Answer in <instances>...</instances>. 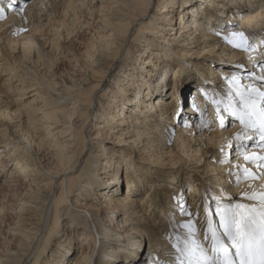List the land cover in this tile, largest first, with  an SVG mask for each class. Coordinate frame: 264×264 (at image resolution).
<instances>
[{
	"label": "bare ground",
	"instance_id": "1",
	"mask_svg": "<svg viewBox=\"0 0 264 264\" xmlns=\"http://www.w3.org/2000/svg\"><path fill=\"white\" fill-rule=\"evenodd\" d=\"M44 1L46 0H25L27 4L24 13H18L7 9L6 0L4 5L8 14L0 19V32L6 30L5 33L7 34L14 33L17 27L22 26L34 4L37 5V3ZM65 1L68 2L65 4L64 16H61L63 21L58 24L59 19H57L52 25L57 34L55 40L62 41L64 35L68 39L75 36L80 29H85L89 25L90 20H96L97 24H101L99 25L100 33L93 34L97 37L96 44L89 46L88 50L83 53V57L73 56L70 58L69 56L67 58L74 62L73 66L77 72L71 77V85L61 86L62 88L57 89L58 86H55V81V83H50L35 78L26 69L28 64L39 63L42 47L34 36L39 30L24 33L21 40H8L0 34V84L2 83L0 93L5 92L4 88H7L8 91L13 88H20L19 97H10L5 101L3 99L4 104L0 103V136L4 138V144L0 145V177L7 174V167L13 161L16 166L12 176L8 177L10 179L6 182L7 184L5 183L7 189L13 186L20 187L26 183V180L30 184L29 197L17 205L20 208L19 217L23 225L15 230L14 236L19 241L20 250L18 254L11 255L12 257L7 256L1 259L0 264H20L30 251L36 248L39 232L44 224H47L45 217L49 210L52 223L45 227L48 229L47 236L48 233H54L55 236L60 234L66 226L73 231L66 234L67 239H62L58 243L56 252L48 257L50 258L49 261L59 262L57 264H67L66 261H69L68 258L72 254L70 251L71 240L78 241L81 238L83 239L80 242V254L73 264H91L96 254L97 243L101 244L99 264H171L175 259L173 245L177 243L178 237L182 239L186 236L187 228L185 225L189 221L192 222L196 230V240L208 246L209 241L204 238L208 234L207 214L214 211V216L211 215L212 219H215L214 222H216L217 227L220 218L215 216L217 204L210 206V203L205 201L204 195L202 197L196 196L198 191L196 186H193V191L188 194L191 197L189 202L191 208H187L188 204L184 198L176 201L168 195L166 189L162 188L159 189L162 195H153L151 194L152 190H150L143 196H139L137 192L142 190L139 189V186L143 184V180L137 176L125 177L128 189L124 192V189L119 187L122 184L121 178H119V169H122L123 165H129L127 161L125 163V156L119 153L123 158L118 160L117 165H114L113 161L104 159L106 169L100 172L97 170L102 158L95 152L101 151L97 147L102 146V144H98L100 142L104 144V141H110L115 137L122 140L124 135L135 133L141 139L133 141L135 143L132 145L137 149L141 148L137 145L143 146L144 148L141 150L152 160L150 163L157 165L156 162L159 158L154 149L162 143L161 140H166L171 136L175 127L178 128L179 135L184 134L189 128L186 127V124L190 122L189 118L196 119L195 129H203L198 136H191L199 140L197 143L203 142L195 152L199 156L198 162L203 161L205 155L203 146L208 145L205 144L206 142L211 144V148L214 150L221 149L222 145L224 146L222 149L226 152L230 149L232 152H236V135L238 133L242 135L243 133L240 131L245 132L246 130L241 127L242 124H238V121L233 124L232 128H226L225 125L233 121L234 118L236 119V116L232 118L231 115L240 107V96L237 93L250 91L249 85L264 91V80L256 79V77L264 75V72L261 71L264 68V0H258L257 4L252 0H230L231 2L229 0H161L159 2L156 11L161 14L168 11L173 12L172 7H177V10L182 8L181 12L189 14L191 12L192 15L199 16L198 20L190 18L192 21H186L187 24L183 27L177 28L173 23L168 25L163 22H159L158 27L155 26L157 29L168 30L172 35L177 34V31L181 35L185 34L184 36L187 37V43L184 45L186 50H194L196 47L202 48V57L206 58H203L202 63L198 65L193 63V67L196 66L200 74L198 77L190 64H180L177 61L176 51L178 54L181 50L175 47L176 44H173L169 36L167 37L168 43L158 45V48L153 51V58L148 55L149 50H142V53L140 50L137 51L143 49L140 48V35L145 32L152 33L151 29H147V25L150 26V22L155 24L154 20L162 19L160 15L154 14L152 16L153 21L144 24V20L148 18L149 12H151L152 4L158 0ZM48 2L50 4L48 10L50 11L55 9L59 0H49ZM189 2H194V4H189ZM240 4L243 6L239 7ZM73 6L76 7L75 11L69 14V8H73ZM95 12H102V14H98L101 15L99 19H94ZM79 13L82 14L80 17L77 15ZM164 17L163 21L171 18L168 13ZM189 17L191 15L186 16V18ZM180 19L182 20V18ZM183 20H186L185 16H183ZM235 21L238 22L237 25L232 24ZM138 24L140 25L139 35L134 36L133 29ZM232 31L244 32L250 38L252 47L245 51L234 48L227 43L223 37ZM213 41L215 42L212 43ZM216 47L221 49V54L214 52ZM133 52L139 53L140 58L138 60L141 62L139 69L142 71L126 62ZM123 53V60H125V68L123 69L128 70V72L122 71L120 77L124 79H116L117 81H113L111 86H107L100 95L99 92L106 84L110 71L121 60ZM63 55L66 56V53L64 52ZM212 55H216L220 59L210 58L209 56ZM162 59H165L163 65L158 64V61ZM145 63L150 64L145 66ZM42 66L43 64L40 68ZM173 70L174 73L183 72L184 81H186L179 87L183 95L176 107L174 104L177 102L176 88L178 85L173 81L175 78L171 75ZM244 75L250 77H243ZM112 86H115V88L113 87V94ZM130 86H134L133 93ZM221 88L222 90H220ZM168 89L167 94L170 96V100L165 98ZM31 91H33L32 97L45 98L43 99L45 102L44 118L39 117L40 120L43 119V122L37 125H32L31 122L28 123V120L24 119L26 116H24L23 109H28L30 104H23L24 101L22 102V100ZM142 91L144 96L141 95ZM230 94L231 98H228ZM96 99L101 105L100 108L102 105H106L109 112L105 114L103 120L94 122L96 119L92 118V109ZM105 99H107L106 104H102ZM225 99L229 100V107ZM183 103L188 104L187 110L182 109ZM223 106L227 107L226 110H229L230 115L222 110ZM171 108L173 111H170ZM41 109H39V113H42ZM34 111L36 110H32V112ZM160 113L161 116L158 119L157 114ZM171 113L173 114L172 118L167 117ZM14 114L20 119V122L13 118ZM196 115H199L200 119H197ZM124 117L128 119L127 122L126 119H123ZM201 117H205V119ZM221 117L224 119L223 128L220 126ZM100 118L101 115H98L97 119ZM207 119H211V121L209 124H205L207 125L205 127L201 120ZM131 122L144 125L145 131L136 130L134 132L133 128L131 130L126 128L122 133L124 125ZM151 123H155V126L151 127ZM180 123H183L181 127ZM90 124H92L91 127ZM36 132H40L38 138H35ZM190 133L191 130H189ZM94 140H99L96 142L97 146H94ZM184 140V147L188 152H191V147L186 141L188 138L185 137ZM258 140L259 137L256 136L253 140L247 141L252 145L247 149L249 154L253 152L257 155L264 154V149L253 146L254 141ZM89 142L91 147L95 148V152H91L85 160L86 166L77 170L78 163L84 156L85 148ZM125 143L129 142L125 141ZM229 143L232 144L231 148L228 147ZM24 144H29V148L33 151L30 149L26 151V146L22 148ZM40 151H45L44 157L51 153L52 159H54L52 161L55 162L57 169L51 171L53 167L51 170L48 167L47 171L41 166V160L38 158ZM113 151L114 154L118 155L115 149ZM101 154L103 158H106L105 152ZM233 155H237V153ZM239 157L237 155L235 160L238 161ZM4 158L5 161L2 160ZM241 163L235 162L233 167H240ZM223 166L224 163L219 165L213 163L208 167H210L211 172L219 171L218 180H223L221 184L216 181V186H226L227 184L228 188V181H237V178L235 173L230 171L223 175ZM108 167H113V171L108 170ZM244 167H250L257 173L261 170L248 162ZM198 170L200 169L198 168ZM230 173L232 174L230 175ZM67 174H72L70 182L79 179L78 185L83 186L75 201L70 200L71 189L65 187L67 177L66 179L63 177ZM106 176L107 180L105 181ZM157 181H150L149 184L151 183L154 187ZM105 182L108 183L105 184ZM261 184H264V181L247 180L237 188L238 194H233L234 197L227 196L230 192H227L226 187L223 191H213H215L216 199L220 204L226 205V202H232L237 197H239V203H244V201L250 203L243 197V192L252 189L259 190ZM58 188H61V192L54 196ZM152 196H155L156 199L154 200ZM165 197H168L167 202L170 204H162ZM80 198L86 200L83 201ZM206 207L208 213L205 212ZM168 208L171 209V215L166 210ZM76 210L82 213L79 214ZM182 211H184V215L180 216ZM148 212H151L149 218L146 216ZM104 214L108 215L107 219L103 220V222H107L105 227L111 231L102 225L101 216ZM88 215L94 219L97 218L95 219L97 223L101 227L103 226L102 232L96 233L91 228ZM122 215L121 218L125 226L127 225V229L117 235L119 230L115 228L116 226H114L115 229H112L111 225H114L115 219ZM64 218L69 219L63 220ZM176 218H178V225L176 223L174 226L173 222ZM82 219H86L83 226ZM79 229H83V232ZM217 230L218 232L222 231L219 227ZM136 235L147 238V242L138 243L134 239L137 238ZM56 238L50 239L49 235V240L46 241V238L42 240L39 249L36 248L33 264L40 261L41 256L47 253L51 241ZM120 242L121 245H119ZM57 257L61 259L59 260ZM44 264L54 263L46 262Z\"/></svg>",
	"mask_w": 264,
	"mask_h": 264
},
{
	"label": "rangeland",
	"instance_id": "2",
	"mask_svg": "<svg viewBox=\"0 0 264 264\" xmlns=\"http://www.w3.org/2000/svg\"><path fill=\"white\" fill-rule=\"evenodd\" d=\"M30 1V0H29ZM49 0H46L44 2L41 3H37L34 4L33 8L29 11L28 17L25 19L24 23L22 24V26L19 28L17 27L14 33H5L6 30L1 31L0 34L4 37L7 38L8 40L11 39H17V40H21L22 37L24 36V33H28L29 31L33 30H39L38 33H36L34 36L36 39H38L40 46L42 47V52L40 53V58H39V63L38 64H28V69L31 75H34L35 78H38L40 80L46 81V82H50V83H55V86H58L57 89L62 88L61 86H66V85H71V77L74 76L77 72L75 71L74 68V62H71L69 59L73 56L77 57V56H81L83 57V53H85V50H88V47L96 44L97 41V37L95 34L100 33V23L97 24L96 20H90L89 25L85 28V29H78L79 31L77 32V34H75V36L70 37L69 39L67 38L66 35H64V38L61 40H55V37H57V34L55 33L56 31H54V27L52 26L53 24H55V22L57 21V19H59L58 24L60 22L63 21V18L61 16H64V10L66 9L65 4L68 1L65 0H59V3L55 6V9H51L50 11L48 10V8L50 7V4L48 2ZM161 0H158V2H154L152 4V8L150 9L151 12H149L148 18H146L144 20V24H146L148 21H153L152 16L155 15H160V17H162V19L160 20H154L155 24H153L152 22L151 25H147L148 28L147 29H151L152 33H143V35H140V48L143 49H138L137 51H141L142 50H149L148 51V55H151V58H153V51L155 49L158 48V45H163L168 43V39L167 37L169 36L172 39L173 44H176L175 47L178 50H181L178 52L176 51V59L178 62H180V64H190L194 70V72L197 74V77L200 76L198 69L196 66L193 67V63L195 64H199L202 63L203 58L206 57H202L203 54H201V52H203L202 48L200 49L199 47H196L194 50L190 49V50H186L184 46L187 43V40L184 35L185 34H179V31H177L178 33L175 35H172L169 33L168 30H161V29H157L155 28L158 27V23L159 22H163L164 24H168L171 25V23L175 24L176 27L178 28L179 26L183 27L185 24H187L186 21H192V20H198L199 16H195L192 15L191 12L190 14L187 12H181V9L179 8V10H177V7H172L174 9L173 12H166L164 14H161L159 12H157V8L159 7V2ZM230 1V0H229ZM253 2H255V4L258 3V0H252ZM251 1V4H252ZM6 0H2L0 1V3H5ZM231 2V1H230ZM27 3L25 2V5ZM97 4H100L97 2ZM189 4H194V2H189ZM205 4H207V2H205ZM81 6H83V4H81ZM243 5L240 4L239 7H242ZM25 7V6H24ZM75 8L73 6V8H69L70 12L69 14L73 13L75 11ZM172 10V9H170ZM197 10V8H196ZM101 11V10H100ZM102 12H95L94 14V19L97 18L99 19L101 17V15L99 16L98 14ZM106 14H108L107 12H105ZM170 15V19H167L166 21H163L164 15L166 14ZM8 14V10H5V16H7ZM78 17H80L82 14L79 13L77 14ZM191 15V17L186 18V16ZM183 16H185L186 20H183ZM235 17V16H234ZM182 18V20L180 19ZM192 18V20L190 19ZM240 18V17H239ZM242 19V18H240ZM169 21V22H167ZM234 25H237L238 22L235 21L234 23H232ZM19 29H26L25 31H18ZM168 29V28H167ZM140 30V25H136L133 29V31L135 32L134 36L139 35L138 31ZM176 31V30H175ZM190 33V32H189ZM147 38V39H146ZM57 39V38H56ZM149 39H152L151 41ZM186 40V41H185ZM215 41H213L212 43H214ZM189 49V48H188ZM221 49H215L214 52H217L216 54H221L220 53ZM66 53V56L63 55V53ZM145 52V51H144ZM146 53V52H145ZM138 52H133L132 55H130V58L127 59L128 64H130L131 66H134L137 70H140L139 68L141 67V62L138 60V58H140L138 56ZM34 57H36L33 54ZM38 56V55H37ZM155 56V55H154ZM56 57H58L56 59ZM210 58H214V59H220L219 57H217L216 55H212L209 56ZM124 59V53L122 54V58L119 62L116 63L115 66H113L112 70L110 71L108 78L106 80V84L103 86V88L100 90L99 94L101 95L104 90L106 89L107 86H111L113 81H117L116 79L118 78H122L121 76V72L122 71H126L128 72V70L123 69L125 68V60ZM81 61V60H80ZM42 62V63H41ZM165 62V59L159 60L158 64L160 63V65H163V63ZM83 63V61H82ZM138 63V64H137ZM43 64L42 68L41 65ZM150 64V63H149ZM147 63H145V66L149 65ZM33 67V68H32ZM159 67V66H158ZM150 68V67H149ZM25 69V68H24ZM34 69V70H33ZM182 74V75H181ZM39 75V77H38ZM172 77L175 76L174 78V83L176 82V84L178 85L176 88V93H177V102L174 104L175 107L176 105L180 102L181 96L183 95L181 89L179 88L181 85L184 84V73L180 72V73H171ZM46 76V77H45ZM243 77H250L249 75H244ZM52 79L51 81L48 80ZM124 79V78H122ZM55 81V82H54ZM143 81V80H142ZM141 81V82H142ZM2 84V83H1ZM0 84V86H1ZM126 86V84H125ZM113 87L115 88V86H112L111 91L112 94L113 92ZM130 88H132V93H133V89L134 86H130ZM18 90V91H17ZM19 89L17 88H13L11 91H8L7 88H4V93H0V103L4 104L3 99L5 101V99H10V97L13 98H17L19 97ZM110 90V88H109ZM222 90V88L220 89ZM0 91H2L0 89ZM17 91V92H16ZM169 91V89L166 91V96L165 98L170 100L171 98H169L170 96H168L167 92ZM33 94V91H31V93L26 94L25 99L22 100L23 104L25 103H29V107L28 109H23L24 112V119L28 120V123L31 122L32 125H37L38 123L43 122V119H39V117L44 118L43 114L45 111V107L44 104L45 102H43L45 98H41V97H37L34 96L32 97L31 95ZM229 94V93H228ZM141 95H143V91L141 92ZM228 96V95H227ZM45 97V96H43ZM36 98V100H35ZM110 98V97H109ZM231 98V94L230 97ZM106 100L104 102H102V104H106ZM233 100V99H232ZM239 101V98L237 99ZM33 102V103H30ZM225 102L228 104V107L230 106V102L228 99H225ZM7 103V102H5ZM101 105H99L98 100L96 99L95 105L92 109V118L94 117V119H96L94 122L97 121H101L105 118V114H107L109 111L106 109V105H102V107L100 108ZM183 110H187L188 104L183 103ZM42 108L41 112L39 113V109ZM223 108V109H222ZM221 109L224 110V112H226L227 115H230L229 110L227 111L225 106H223ZM99 109H101L99 111ZM4 110V109H3ZM32 110H36L34 112H32ZM99 111V112H98ZM127 111V110H126ZM170 111H173V108H171ZM106 112V113H105ZM181 112V111H180ZM217 113L219 111H216ZM232 112V109H231ZM101 115L100 119H97V116ZM158 115V119L161 116L160 114ZM172 113L170 115H168L167 117H171L172 118ZM135 116V115H134ZM179 116V113H178ZM197 119H200L199 115H196ZM232 118H234V115H231ZM13 118H15V120L18 122H20V119L17 118V116H15V114L13 115ZM202 119H205V117H201ZM126 119L127 122V118H123ZM190 122H188L186 124V127H189L187 131L184 132V134H180L178 132V128H174L172 134L170 137H168L166 140H161L162 143L156 148L155 153L157 154L159 160L156 162L157 165H155V163H150L149 157H147V155L141 150V148L143 149V146L137 145L139 147H141L140 149H137L135 146H133L132 144L135 143L133 141L136 140H140L141 138L135 133H129L130 135H124L122 137V140L120 139H116L113 138L110 141H104L100 142L98 144H102V146H97L98 144H96L97 141L99 140H94V146H97L99 150L101 151H96L95 152V148L91 147V143L89 142L87 147L85 148L84 151V156L81 158L80 162L78 163V167L77 170L80 168V170L86 166V161L87 158L89 157L91 152H95L96 155H99L100 158H102V160L100 161L99 165H98V170L97 171H104V169H106L105 166V160H110L113 161L114 165L118 164V160L120 158H123L120 154H123L125 156V163L127 161V163H129V165H123L120 170V174H119V178H121V182L122 184L119 187H122L125 190L128 189L127 186V182H126V176H133V177H138L141 178L143 180V184L139 186V190L138 195L139 196H143L145 193L149 192L150 190H152L153 195H157L160 194L162 195V192H160V188L162 189H166L167 193L169 196L173 197V199H175L176 201L178 199H185L186 200V204H188L187 208H191L189 206V202H190V198L188 196V194H190L193 190V186H196L198 189V191L196 192V196L198 197H202L203 195L205 196V201L210 203V206H214L215 204H217V199H216V194L215 191L213 190H225L227 188V184L226 186L223 185H218L216 186V181L218 183L221 184V181L218 180L219 176V171L217 172H211L210 171V167H208L210 164H216L219 165L220 163H224V166L222 168V172L223 175L226 174V172L230 171V172H234L236 173L237 171H239L240 173L242 172L243 167L245 166V164L247 163L246 161H244L243 157L240 156L239 157V162H242L240 167L234 168V163L238 162L235 160L237 155H233L237 152H232L231 149L227 150V152L223 149V151H221L222 148H224V146L221 145V149H217L214 150V148H211V144L209 143H205L208 144L207 146H203L204 147V152L205 155L203 156V161L200 163L198 162V157L195 152L197 150V148L201 145V143L203 144V142L199 140H196L195 137H191V136H198L200 133H202L203 129L200 128H196V119L194 118H189ZM14 120V121H15ZM38 120V121H36ZM107 120V119H105ZM202 124H209L211 119H207V120H201ZM238 121V124L241 125L240 120L239 119H233V121H230L228 123H226L225 127L226 128H232V126H234L233 124H235ZM208 122V123H207ZM149 124V123H148ZM183 123H180V127ZM40 125V124H39ZM151 127L155 126V123H151ZM90 127L92 126V124L89 125ZM243 127V126H241ZM126 128H128L129 130H131L132 128L134 129V132L136 130H139L140 132H144L145 131V126L141 125V124H133V122L131 123H126V125H124V129L121 131L122 133H124V131L126 130ZM33 130H35V128H33ZM189 130H191V133L189 134ZM92 131V130H91ZM243 134H245L244 136L249 135V133L251 132V130H246L244 131H240ZM37 134H35V138H38V136L40 135V132H36ZM239 134V133H238ZM243 134L241 136H243ZM1 135V134H0ZM188 138L187 144L191 147L190 150L191 152H188L187 149L184 147L185 145V140L184 138ZM1 136H0V145L4 144V138H2L1 140ZM143 141H145V139H142ZM124 141V142H121ZM129 142V143H125ZM206 141V139H205ZM249 142V141H248ZM247 143V149H249L250 146H252L250 143ZM92 143V144H93ZM137 144V142H136ZM26 146V151L27 149H30V151H33L31 148H29V144H24L22 145V148H25ZM116 150V152H118L117 154H114L113 150ZM151 149V148H150ZM246 149V151H247ZM105 152L106 154V158H103L102 154ZM47 153V151H46ZM120 153V154H119ZM45 154V151L43 152H38V158L39 160H41V166L46 169L48 171V167L51 170L53 167L54 171L55 168L57 169V167H55V162L52 161L54 159H52V155L51 153L46 154V156L44 157L43 155ZM51 156V157H50ZM218 158V159H217ZM223 158V159H221ZM3 161H5V158L2 159ZM53 162V163H52ZM104 164V165H101ZM113 165V167H114ZM226 165H228L227 167H225ZM15 162H10V164L8 165V171L7 174L0 177V261L1 259H3L4 257L7 256H13L18 254L20 247H19V241L16 240V236H14L15 230L19 229L23 224L22 221L20 220V208H18L17 205H19L21 203V201H25L27 200V198L29 197V183L27 182V180L25 181L26 183H23L22 185H20V187L18 186H13L9 189H7L6 187V182L10 179L8 177L12 176V172L15 169ZM51 167V168H50ZM107 167V166H106ZM113 167H108V170H112L113 171ZM88 168H91L88 166ZM100 168H102L101 170H99ZM198 168L200 170H198ZM227 168V169H225ZM93 169V167H92ZM93 171V170H92ZM99 172V173H100ZM52 175H55L54 173H52ZM108 175V174H106ZM214 176V179H213ZM67 177V181L65 183V187L70 188L72 193L70 196V200L75 201L77 199V194H79L81 192V190L83 189L81 185H78L79 183V179H77L76 181L70 182V178L72 177V174H67L66 176H64L63 178L66 179ZM212 177V178H211ZM140 179V180H141ZM107 180V176L105 181ZM154 180H158L155 184L156 186L152 187L151 183L149 184V182L154 181ZM247 180H245L243 178V174H241V178L239 183H237V181H228L229 187L227 188V192L228 193V197H234L233 194H238L237 188L242 185L244 182H246ZM6 183V184H5ZM108 182H105V184ZM22 186V187H21ZM212 186V188L210 187ZM216 186V188H215ZM5 187V188H3ZM226 187V188H224ZM215 188V189H213ZM17 189V190H16ZM25 189V190H24ZM204 189H206L207 191H205ZM165 191V190H164ZM61 192V188L56 189L54 196L59 195ZM214 192V193H213ZM232 192V194H231ZM28 193V194H27ZM165 193V192H164ZM195 195V193H194ZM152 198L155 200V196ZM227 198V197H226ZM239 197H237L234 201L232 202H226V205H228L229 203L231 204H236L239 203ZM80 200H86V199H82L80 198ZM168 197H165L162 200V204H170L169 202H167ZM71 202V201H70ZM220 203V202H219ZM228 203V204H227ZM244 203H248L246 201H244ZM214 204V205H213ZM105 205V204H102ZM224 205V204H222ZM184 207H186L184 205ZM175 208H178L177 206H175ZM216 208L215 207V213H216ZM106 209H109L108 207H106ZM17 210V211H16ZM146 210V209H145ZM168 211V214L171 215V209L169 210L166 209ZM79 214H81L82 212L76 210ZM151 212H148L146 214L147 218L151 217ZM214 213V211H213ZM211 213V214H213ZM180 216L184 215V211L180 212L179 214ZM141 216V215H140ZM212 216V215H211ZM214 216V214H213ZM215 216H217L215 214ZM88 220L90 219V226L91 228L94 229V231L96 233L98 232H102V228L101 225L99 223H97V221L95 219L97 218H92L91 215H88ZM108 217L107 214H104L103 216H101L102 219V225L107 224V222H103V220H106ZM122 216H119L118 218L115 219L114 221V225H111L112 229H117L118 234L120 235L121 232H123L125 229H127V225L125 226V223H123L122 220ZM69 218H64L63 220H68ZM178 218H176V220H174L173 224L174 226H176V223L178 222L177 220ZM45 220L47 222V226L50 225L52 223L51 221V213L50 210L49 212L46 214ZM86 219H82V226L84 225ZM151 221V219H150ZM205 221V220H204ZM215 221V219H213V222ZM203 222V221H202ZM219 222V220H218ZM216 224V222H214ZM46 225L44 224V227H42V230L39 232V236L38 239L36 241V248L39 249L38 247L42 244V240H44L46 238V241L50 235V239L56 238L54 240L51 241V243L48 246L47 249V253L42 255L40 258V261H38L37 264H44L46 262L48 263H54L57 264L59 262L57 261H49L50 258L49 255L53 254V252H56V248L58 246V243L62 240V239H67V233H72L73 231L71 229H68L67 226L61 231L60 234H57L55 236V234L53 233H48L47 236V231L48 229L45 228ZM178 225V223H177ZM217 225V224H216ZM219 225V223H218ZM114 226H116L114 228ZM101 227V228H100ZM107 230L111 231V229L105 227ZM218 228V227H217ZM81 232H83V229H79ZM73 235H75V233H73ZM137 238H134L138 243L143 241H146L147 238H144L143 236L140 235H136ZM111 238V237H108ZM83 238H81L80 240H71L72 243H70L71 245V253L70 254V258H68V255H66V258H68L69 261H66L67 264H73L77 258V256L80 254V242ZM49 240V239H48ZM134 240V241H135ZM32 241V240H31ZM147 242V241H146ZM124 243V242H123ZM119 245H121V242L119 243ZM36 248L33 251H30V253L25 257V259L20 263V264H33V262L35 261L34 258V254L36 253ZM100 249H101V244L97 243L96 244V254L94 255V259L91 262V264H99L98 261L99 259H101V255H100ZM7 254V255H6ZM55 254V253H54ZM11 256V257H12ZM57 259H61L60 257H57ZM65 264V263H64ZM172 264V263H171Z\"/></svg>",
	"mask_w": 264,
	"mask_h": 264
},
{
	"label": "snow or ice",
	"instance_id": "3",
	"mask_svg": "<svg viewBox=\"0 0 264 264\" xmlns=\"http://www.w3.org/2000/svg\"><path fill=\"white\" fill-rule=\"evenodd\" d=\"M25 0H7L6 7L10 11L24 13ZM5 16V5L0 3V19ZM19 29L18 31H25ZM224 40L234 48L247 51L252 47L250 38L242 31H232L223 37ZM264 72V68L261 69ZM235 79V77H233ZM264 80V75L256 77ZM250 91L238 92L240 96V107L232 114L240 120L245 130H251V135L241 137L236 135V152L242 156L244 161L256 165L261 170L257 173L250 167H243V178L245 180L264 181V154H249L247 141L258 136L254 141V147L264 149V91L249 85ZM207 127V125H204ZM220 126L224 127V119L220 118ZM231 148L232 144L229 143ZM223 151V149H221ZM232 173H230L231 175ZM237 183L241 173H235ZM250 203H236L222 205L217 202L216 215L219 216V229L213 222L212 216L207 214V232L205 240L209 245L199 243L195 238V228L191 221L185 227V237L177 238L173 245L175 259L172 264H264V184L259 190H245L243 192ZM210 234V235H209Z\"/></svg>",
	"mask_w": 264,
	"mask_h": 264
}]
</instances>
